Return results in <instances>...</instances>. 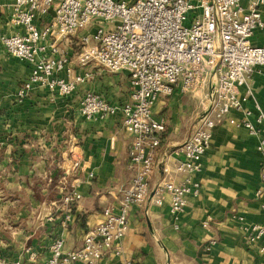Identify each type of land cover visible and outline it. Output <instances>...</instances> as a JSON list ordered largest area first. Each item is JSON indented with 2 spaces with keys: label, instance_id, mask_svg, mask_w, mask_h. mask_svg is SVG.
Returning <instances> with one entry per match:
<instances>
[{
  "label": "crops",
  "instance_id": "crops-1",
  "mask_svg": "<svg viewBox=\"0 0 264 264\" xmlns=\"http://www.w3.org/2000/svg\"><path fill=\"white\" fill-rule=\"evenodd\" d=\"M12 2L0 0V36L22 31L9 22ZM95 27L92 24L59 43L69 60L68 71L60 76L89 73L71 97L41 86L17 97L30 65L8 54L0 40V252L5 264H44L56 237L64 239V250L78 247L84 231L101 220L103 208L117 204L129 180L130 136L122 116L88 120L80 112L87 90L112 104H121L130 95L126 72L79 65L80 37ZM251 43L264 47V28L253 33ZM249 85L264 111V67L254 70ZM245 105L254 109L252 100ZM206 107L207 98L198 88L190 93L175 89L158 98L153 114L165 121L166 128L150 186L161 179L164 164L181 157L175 149L197 128ZM228 117L239 119L242 114L231 111ZM262 127L254 136L228 119L215 126L201 167L193 175L200 186L198 194L188 197V206L176 218L167 204L156 205L151 196L133 206L126 232L114 247L118 253L109 252L104 263L264 264V236L249 242L242 227L264 224V154L257 148ZM174 178L180 180L181 175ZM62 185L74 186L81 194L69 207L59 200Z\"/></svg>",
  "mask_w": 264,
  "mask_h": 264
},
{
  "label": "built area",
  "instance_id": "built-area-1",
  "mask_svg": "<svg viewBox=\"0 0 264 264\" xmlns=\"http://www.w3.org/2000/svg\"><path fill=\"white\" fill-rule=\"evenodd\" d=\"M263 5L264 0H248L245 5L241 0H13L9 22L22 31L2 35L0 40L8 54L30 65L17 97L35 86L71 97L89 73L60 76L68 71L69 60L59 43L92 24L95 30L79 40V65L95 61L107 72L124 71L130 88L129 99L121 104L89 90L81 97L85 119L122 116L130 136L126 162L130 177L117 204L105 206L101 220L84 231L82 243L64 250V239L54 238L44 264H105L109 252L118 253L114 247L126 232L133 206L151 196L154 204H167L176 218L188 206V197L198 194L200 186L193 175L201 167L215 126L228 119L259 135L264 111L249 80L256 68L264 67V47L251 43L253 33L264 28ZM197 88L207 98L206 110L197 128L175 149L181 157L163 165L162 177L152 187L149 180L166 128L164 120L155 118L153 107L159 97L170 96L175 89L190 93ZM249 100L254 109L246 107ZM231 111L242 117H228ZM257 148L264 154V135ZM261 181L264 189V160ZM59 191L66 207L81 198L74 186L62 185ZM242 227L249 242L264 236V224ZM0 264H5L1 252Z\"/></svg>",
  "mask_w": 264,
  "mask_h": 264
},
{
  "label": "rangeland",
  "instance_id": "rangeland-1",
  "mask_svg": "<svg viewBox=\"0 0 264 264\" xmlns=\"http://www.w3.org/2000/svg\"><path fill=\"white\" fill-rule=\"evenodd\" d=\"M74 40L77 41V38H74ZM77 50H78V49H77ZM95 63H96V62L93 61V64H95ZM200 90H201V89H200ZM202 93H204L203 90H202Z\"/></svg>",
  "mask_w": 264,
  "mask_h": 264
},
{
  "label": "water",
  "instance_id": "water-1",
  "mask_svg": "<svg viewBox=\"0 0 264 264\" xmlns=\"http://www.w3.org/2000/svg\"><path fill=\"white\" fill-rule=\"evenodd\" d=\"M50 12H51L52 14H54L51 8H50Z\"/></svg>",
  "mask_w": 264,
  "mask_h": 264
}]
</instances>
